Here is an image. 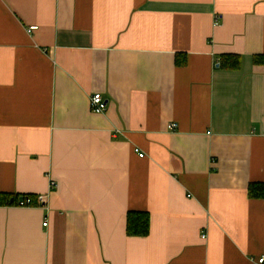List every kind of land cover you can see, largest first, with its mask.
Returning <instances> with one entry per match:
<instances>
[{
    "label": "crops",
    "instance_id": "0c3cea01",
    "mask_svg": "<svg viewBox=\"0 0 264 264\" xmlns=\"http://www.w3.org/2000/svg\"><path fill=\"white\" fill-rule=\"evenodd\" d=\"M261 54L264 0H0V194L45 196L0 205V264H258Z\"/></svg>",
    "mask_w": 264,
    "mask_h": 264
},
{
    "label": "trees",
    "instance_id": "16d2710c",
    "mask_svg": "<svg viewBox=\"0 0 264 264\" xmlns=\"http://www.w3.org/2000/svg\"><path fill=\"white\" fill-rule=\"evenodd\" d=\"M176 62L178 65L186 62V56L183 58L178 54ZM221 65L228 68H238L240 65V57L235 54H223L221 56ZM254 63L264 65V54L254 57ZM248 193L251 198H264V183H250ZM20 196L14 194H0V205H16ZM32 203L37 204L36 196L29 195ZM127 233L131 236H146L150 232V215L144 211H130L127 215Z\"/></svg>",
    "mask_w": 264,
    "mask_h": 264
},
{
    "label": "built area",
    "instance_id": "2783aa9c",
    "mask_svg": "<svg viewBox=\"0 0 264 264\" xmlns=\"http://www.w3.org/2000/svg\"><path fill=\"white\" fill-rule=\"evenodd\" d=\"M36 28L37 26L35 25L29 26L28 32H31L35 30ZM90 107H91V110L95 113H104L107 110V100L103 98V95L101 92H95L90 96ZM176 126H177L176 123H172L170 125L171 128H175ZM136 151L139 152V149H136ZM139 155L143 157L144 153H140ZM50 184L52 188H54L57 185L54 181L50 182ZM36 198H38L37 204H33L32 198L28 194H25L23 196H20V198L18 199L16 203V206H21V207L41 206L45 201L44 195H37ZM44 225H46V223H44ZM256 261L258 264H264V254L256 258Z\"/></svg>",
    "mask_w": 264,
    "mask_h": 264
}]
</instances>
